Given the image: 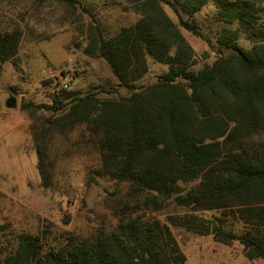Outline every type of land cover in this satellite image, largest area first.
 <instances>
[{"label": "trees", "instance_id": "obj_1", "mask_svg": "<svg viewBox=\"0 0 264 264\" xmlns=\"http://www.w3.org/2000/svg\"><path fill=\"white\" fill-rule=\"evenodd\" d=\"M125 1L139 20L110 37L91 24L86 52L105 60L131 94L97 98L62 89L51 106L31 105L61 114L35 136L43 185L52 183L46 165L50 134L70 140L69 133L81 131L78 146L99 151L102 176L127 185V200L116 203L123 210L117 228L47 247L40 236L3 224L0 237H11L12 247L0 264H186L172 226L213 235L226 245L239 241L247 258L264 260V0ZM208 5L222 25L217 37L222 51L213 64L195 70L181 27L202 36L194 17ZM24 34L0 19V73L15 62ZM150 58L169 69L157 82L138 85ZM3 196L0 191V200ZM170 205L186 212L166 222L134 216ZM209 211L221 216L208 218ZM234 222L243 225L242 232L235 233Z\"/></svg>", "mask_w": 264, "mask_h": 264}, {"label": "rangeland", "instance_id": "obj_2", "mask_svg": "<svg viewBox=\"0 0 264 264\" xmlns=\"http://www.w3.org/2000/svg\"><path fill=\"white\" fill-rule=\"evenodd\" d=\"M77 1L76 9L31 0L0 2V19L9 28L17 26L25 32L15 62L4 64L0 73V191L4 194L0 200V225L10 223L17 232L38 235L47 247H59L71 236L85 239L114 231L119 213H123L116 203L128 197L127 185L102 176L99 151L92 146L79 148L81 131L77 129L69 133L70 140L57 132L50 134L46 165L51 166L52 183L47 187L42 183L35 136L52 116L60 113L31 105L51 106L62 89L79 96L97 94V98L131 94L119 85L107 62L89 56L86 48L91 24L97 23L110 37L122 27L135 24L140 16L125 0ZM164 9L179 24L171 7L165 5ZM215 15L214 6L208 5L194 17L202 36L181 27L195 54V70L213 64L222 51L217 43L222 25L215 21ZM148 65V73L138 85L157 82L169 69L152 58ZM9 100L16 101L15 108L7 106ZM185 212L170 205L155 213L138 211L134 216L166 222L168 216ZM205 215L211 218L221 213L209 211ZM235 222V233L242 232L243 225ZM171 228L186 264H264L262 259L247 258L239 241L226 245L213 235ZM11 239L0 237V261L11 250Z\"/></svg>", "mask_w": 264, "mask_h": 264}, {"label": "water", "instance_id": "obj_3", "mask_svg": "<svg viewBox=\"0 0 264 264\" xmlns=\"http://www.w3.org/2000/svg\"><path fill=\"white\" fill-rule=\"evenodd\" d=\"M16 104H17V103H16L15 100H9L8 103H7V106H8L9 108H15Z\"/></svg>", "mask_w": 264, "mask_h": 264}, {"label": "built area", "instance_id": "obj_4", "mask_svg": "<svg viewBox=\"0 0 264 264\" xmlns=\"http://www.w3.org/2000/svg\"><path fill=\"white\" fill-rule=\"evenodd\" d=\"M64 87H65V88H67V87H68V85H67V84H65V85H64Z\"/></svg>", "mask_w": 264, "mask_h": 264}]
</instances>
